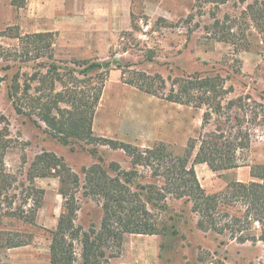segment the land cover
Masks as SVG:
<instances>
[{
	"label": "rangeland",
	"instance_id": "rangeland-1",
	"mask_svg": "<svg viewBox=\"0 0 264 264\" xmlns=\"http://www.w3.org/2000/svg\"><path fill=\"white\" fill-rule=\"evenodd\" d=\"M41 2L0 0V138L9 145L0 184V264H51V232L70 210L63 240L72 243L71 264H84L92 242L101 264L264 262V242L253 241L260 236L255 207L235 188L237 175L244 184L264 186L250 176L264 166V0H89L87 12L76 13L85 27L75 32L74 17L61 18L69 7ZM39 33L49 35L32 38ZM74 38L80 45L71 44ZM112 71L120 78L112 76L111 95ZM196 78L214 82L217 92L193 88ZM130 81L161 96L189 95L192 104L169 103ZM184 88L190 93L182 94ZM99 138L132 149H114ZM160 144L168 164L186 159L195 146L190 166L206 145L238 166L214 172L206 163L193 164L214 190L206 194L222 193L225 205L216 217L228 224L223 235L199 228L195 200L178 194L165 161L146 153ZM52 155L48 176L30 181L38 159ZM38 191L44 194L36 210ZM107 192L131 202L122 224L165 222L167 233L119 232L115 217L111 237L120 245L105 242ZM34 213L36 227L25 220ZM8 239L31 243L2 248Z\"/></svg>",
	"mask_w": 264,
	"mask_h": 264
},
{
	"label": "trees",
	"instance_id": "trees-1",
	"mask_svg": "<svg viewBox=\"0 0 264 264\" xmlns=\"http://www.w3.org/2000/svg\"><path fill=\"white\" fill-rule=\"evenodd\" d=\"M46 35H49V34H45V33L34 34L32 38H34L36 41H39V40H43L46 37ZM125 83L131 86H135L142 92L153 95L160 99H164L171 103L187 105V106H191L192 104L191 98H186V97H190L189 95L181 96L172 91L168 95L161 96L159 95L158 91L156 92L153 89H147L143 86H137L132 81L125 82ZM192 84H193V88L201 89V88L207 87L209 91L214 90V92H217L216 90L217 87L214 82L212 84H209L207 80L204 82H201L200 78H196V81L192 82ZM189 90L190 88L189 89L184 88V90L182 91V94L186 95L187 93H190ZM100 96L101 95L97 97V100H99ZM199 102H200L199 105H197L196 107L202 108V103L201 101ZM217 108L220 109V104L217 105ZM204 118H205V115H204ZM2 119H4V117L1 116L0 114V125H2V122H1ZM88 131L89 133L92 132L91 122H89L88 124ZM6 135L8 136V134ZM99 139L106 144H110L112 147H114V149H123L126 151L127 150L129 151L130 149H132L130 145H127L124 143H120V142L110 140V139H105V138H99ZM212 144L215 146L214 142H212ZM189 148L191 150L188 151L187 154L191 156L195 146H192ZM8 149H9V145H8L7 137L0 138V184L2 180L5 182V180L3 179V177L5 176L4 159H5ZM208 150L209 149L206 148V145H201L199 148L197 157L194 160L193 164L206 163L209 166V168L213 170L214 172L220 171L222 169L225 170V169H232V168L238 167L237 165H234L233 160H231L230 158H227L226 155H224L221 150L219 151L215 150L216 152L215 151L211 152L210 150L209 151ZM146 153L158 158L163 163L168 156L164 144L155 146L152 149H147ZM189 155L186 157V159L177 158L175 161L172 162V164H168L165 161V165H164L165 171L172 172L171 179L173 180V184H174L173 186L175 187V190L178 191V194H180L181 196L183 195L184 197L187 195L193 198L192 200L191 198H189L187 200L188 202L195 200L194 202L196 203L193 207V211L195 213L197 212V214L200 213V219L198 221L199 228L205 232L212 231V232L218 233L219 235H223L224 229H227L228 224H222L220 219L216 217L217 214L220 213L219 212L220 208L222 209V207L225 205V203L221 200L222 193L220 194L217 193V194H212V195L206 194L205 190L201 187L200 182L196 176L194 165L192 164L189 166L190 164ZM50 157L47 158L44 162L42 161L39 162V159H38L37 161L38 165L34 164V174H33L32 179H30V181L33 182L35 177H47L48 176V173L50 172V170H45V169H50L51 166L49 164L55 160L53 155ZM46 163L47 165H45ZM256 169H260V170H255V167L252 168L251 176L255 178L256 180L257 179L264 180V166L259 165L256 167ZM1 185H0V188L2 191L3 186ZM96 187H98V184H96ZM235 188L238 194L246 198L248 202L252 205V207H255L254 208L255 216L252 219L256 220V222L260 224V231H259L260 236L257 238H253V241L258 240V242L259 241L264 242V186L257 182H252L249 185L241 183V182H237L235 185ZM38 192L42 194V196H40L41 201L35 200L34 202L36 210H39L42 207V199H43V194H44L43 191H38ZM103 197L105 198V203H103V210H104L103 219H105L106 221L101 223L102 225L101 229L106 230V235H107L106 237L108 238L104 240L105 242L106 241L108 242L109 240L113 239V241L116 242L117 245H120V241L118 240V237L116 236L111 237L112 236L111 233H114L115 230L113 229V225H111L110 220L114 219L115 217L119 219L117 222L118 225H120L119 227H123V228L117 229L119 232H132L135 229V231H137L136 233H139V234H158V233L165 234L167 233L169 229V225H167V223L165 222H163L161 226H159V224H154V223L153 224L152 223L151 224L141 223L140 225L133 226L132 228H130L129 222H126L127 226L122 224L125 211L130 207L131 202H129L128 205L125 204L124 202L123 203L119 202L121 197H115L113 196V194H110L108 192L104 193ZM111 200L116 202V205L113 206L110 202ZM149 201H151V196L147 197V202L149 203ZM117 208L119 210H116ZM64 213H62L60 217L57 231L51 232V234L53 235L52 243L50 245V263L51 264H71V261H72V252L70 253L68 252L69 251L68 247H72V243H69L68 245H66L67 243H65V241L63 240L64 237L66 236L65 235L66 232H64L63 227L66 226L65 223L69 221V219L67 218L68 216L73 214V211L70 210L68 215ZM75 213L76 212L74 211V215ZM35 216H36V213L29 216L30 218L27 217L25 219L32 227L34 226L36 227ZM108 224H109V228L107 229ZM110 227H112V229ZM173 233L177 234L176 230ZM232 237H234L233 240L240 239V238H236L234 235H232ZM248 240L249 239H246V238L240 239L242 243H246ZM30 243H31V240L14 241V240L8 239L6 244L2 245V248L10 249V248L22 247L25 245H29ZM94 243L95 242H92L91 245L89 246V249H86V250L84 249L83 251L82 258H83L84 264H101L97 257L100 247L95 246ZM101 254H103V252H101ZM260 264H264V262H261Z\"/></svg>",
	"mask_w": 264,
	"mask_h": 264
},
{
	"label": "crops",
	"instance_id": "crops-1",
	"mask_svg": "<svg viewBox=\"0 0 264 264\" xmlns=\"http://www.w3.org/2000/svg\"><path fill=\"white\" fill-rule=\"evenodd\" d=\"M40 1H42L41 2V5H43L44 3H43V0H40ZM45 1V0H44ZM46 1H49V4H52L53 6H58V7H61V8H67V7H69V10L70 11H68V12H66L65 11V13H63V16L61 17V18H66V16H71V18H70V21H72V17H74V32L76 31V29H78V28H82V27H85V24L84 25H82V26H80L79 25V22H78V20L76 19V13L77 12H79V11H82V13H84V12H87L86 11V9H85V5H89V0L88 1H82V0H46ZM83 2V3H82ZM47 5V4H46ZM73 11H74V15H72V13H73ZM56 13V12H55ZM81 23H85V20L84 21H82ZM70 36H72V35H70ZM92 42H94V41H92ZM91 42V44H90V46H91V49H92V47H93V43ZM71 44H74V47L75 46H78V45H80V42L78 41V40H75V38H74V42L73 41H71ZM113 75H116V77H117V79L116 80H118V78H120V76H119V71H112V73H111V76H110V80L108 81V83H107V89H108V91H109V87H110V82H111V80H112V76ZM115 80V81H116ZM117 82V81H116ZM115 82V86L113 87V90L112 91H109V92H111V95H112V92L115 90V88H116V83ZM136 88V87H135ZM137 89V88H136ZM139 90V89H138ZM140 91V90H139ZM140 92H142V91H140ZM169 103H171V102H169ZM173 104V103H172ZM174 104H176V103H174ZM180 105V104H179ZM106 139H109V138H106ZM119 139H121V138H119ZM110 140H113V139H110ZM114 141H116V140H114ZM121 142V141H120ZM197 166V165H196ZM195 170H196V167H195ZM238 171H240V170H238ZM197 173V172H196ZM243 173H245V172H243ZM238 176V178H237V181L236 182H241V183H246L245 181L246 180H242V179H240L239 178V175H237ZM250 176H251V174H250ZM198 178V180H199V182H200V185H201V187L206 191V192H211V193H213L214 192V190H211V189H208L204 184H203V181L201 180V178L200 177H197ZM200 178V179H199ZM207 188V189H206Z\"/></svg>",
	"mask_w": 264,
	"mask_h": 264
},
{
	"label": "built area",
	"instance_id": "built-area-1",
	"mask_svg": "<svg viewBox=\"0 0 264 264\" xmlns=\"http://www.w3.org/2000/svg\"><path fill=\"white\" fill-rule=\"evenodd\" d=\"M143 23H144V22H143V20H141L140 24H141L142 26H144V24H143ZM149 27H150V26H149V25H147L145 30L147 31V30L149 29Z\"/></svg>",
	"mask_w": 264,
	"mask_h": 264
}]
</instances>
